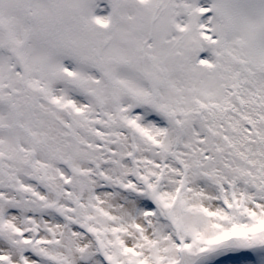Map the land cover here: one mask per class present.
I'll return each mask as SVG.
<instances>
[{"label":"snow or ice","instance_id":"snow-or-ice-1","mask_svg":"<svg viewBox=\"0 0 264 264\" xmlns=\"http://www.w3.org/2000/svg\"><path fill=\"white\" fill-rule=\"evenodd\" d=\"M0 264H264V0H0Z\"/></svg>","mask_w":264,"mask_h":264}]
</instances>
